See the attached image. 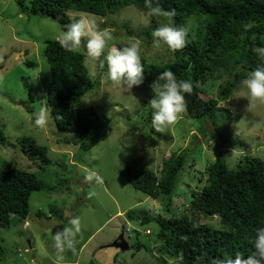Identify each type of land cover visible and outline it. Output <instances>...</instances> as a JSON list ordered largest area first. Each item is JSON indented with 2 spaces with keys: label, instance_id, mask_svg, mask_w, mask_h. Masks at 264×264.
<instances>
[{
  "label": "rangeland",
  "instance_id": "rangeland-1",
  "mask_svg": "<svg viewBox=\"0 0 264 264\" xmlns=\"http://www.w3.org/2000/svg\"><path fill=\"white\" fill-rule=\"evenodd\" d=\"M29 5L30 0H0V130L5 135L0 143V167L14 165L34 172L43 188L31 192L25 219L11 215L10 224L0 227L4 248L0 264H163L162 258L164 264H179L158 252V225L152 219L143 224L141 217L196 215L201 222L222 228L219 216L200 213L190 204L192 192L205 184L206 167L218 158L229 167H235L246 155L264 161V101L249 103L248 92L240 83L229 98L218 101L212 117L194 118L184 110L164 132H151L143 104L152 96V88L138 86L128 92L108 81L82 44L80 51L95 85L78 107L94 106L108 128L94 145L82 151L79 134L58 130L52 117L47 127L34 123L33 113L39 106L49 111L46 89L50 71L42 51L46 41L58 39L63 29L49 16L28 13L24 8ZM68 15L71 19L84 15L95 20L99 28L109 29L113 39L108 47L138 44L142 62L164 63L173 58L172 49L157 47L151 36L140 33L150 28V15L133 4L104 17L74 10ZM156 23L155 28L170 22ZM185 27L195 29L196 21L189 19ZM25 60L34 65H26ZM232 68L209 76L200 97L216 98L219 87L233 79ZM22 76L29 77L38 89L32 102ZM226 111L228 118L222 115ZM21 136H30L45 146L50 163L42 168L38 160L25 156L18 143ZM173 151H185L187 163L168 205L161 197L136 190L119 173L133 162L159 173L162 160ZM128 211L134 219L128 218ZM77 216L81 231L73 242L74 250L66 249L61 259L50 238ZM121 233L127 249L112 245ZM138 243L144 247L136 249Z\"/></svg>",
  "mask_w": 264,
  "mask_h": 264
},
{
  "label": "trees",
  "instance_id": "trees-1",
  "mask_svg": "<svg viewBox=\"0 0 264 264\" xmlns=\"http://www.w3.org/2000/svg\"><path fill=\"white\" fill-rule=\"evenodd\" d=\"M19 4L23 7L21 1ZM130 4L147 13L157 4L164 12L174 10L172 17L163 12L151 15L150 28L140 31L147 37L159 20L178 27H185L191 18L196 21L195 29L188 30L185 46L172 50L171 60L142 62L145 79L140 85L151 87L159 75L168 70L178 80L191 81L193 90L185 94V111L191 117H212L218 101L229 98L250 71L264 64L256 51L264 47V0H30V5L24 9L33 15L51 17L64 30L71 22L70 10L104 17ZM42 55L50 71L46 103L54 124L58 130L79 134L80 149L87 150L108 128L107 121L101 119L94 106L78 107L83 95L95 85L94 76L86 67L85 55L80 50L66 51L58 39L47 40ZM24 63L34 65L30 60ZM229 67H233V79H227L219 87L216 98L202 99L200 94L208 77L219 69L228 71ZM98 69L106 72L107 66L101 69L98 61ZM20 79L32 102L38 89L29 77ZM153 97L152 90V96L143 104L147 107L145 121L150 124L152 109L148 103ZM29 110L32 111V107ZM227 113H222L223 117L228 118ZM4 140L5 135L0 130V143ZM18 143L24 155L38 160L42 168L50 163L46 147L34 138L21 136ZM186 163L185 151H173L162 160L159 173L138 162L125 165L119 173L136 190L152 198L161 197L168 205ZM206 173L205 184L199 191L192 192L190 204L200 213L219 216L222 228L201 222L196 215H143L140 219L143 224L151 219L157 223L158 252L175 258L179 264H214L217 258L234 257L238 252L245 256L252 254L256 229L264 226V161L261 158L246 155L235 167H229L218 158L207 165ZM42 188L43 183L34 172L14 165L0 167V227L10 224L11 215L25 219L31 192ZM127 216L134 219L131 211ZM141 247L144 246L140 243L135 246L136 249ZM3 251L0 243V255ZM161 262L164 264L166 260L162 258Z\"/></svg>",
  "mask_w": 264,
  "mask_h": 264
},
{
  "label": "clouds",
  "instance_id": "clouds-1",
  "mask_svg": "<svg viewBox=\"0 0 264 264\" xmlns=\"http://www.w3.org/2000/svg\"><path fill=\"white\" fill-rule=\"evenodd\" d=\"M162 12L169 17L174 16V10L164 12L159 4L150 7L148 15H160ZM187 36L186 27H178L171 23L163 24L151 32L155 46L164 45L172 50L182 49ZM112 39L113 35L109 29L99 28L95 20L84 15L73 17L58 36L60 46L69 52L80 50L83 44L88 58L99 61L101 69L107 66V71L103 72L102 76L123 87L125 91L131 92L134 87L142 85L145 79L139 45L131 43L122 47H108ZM256 51L264 59V47H259ZM241 84L248 92L249 103L264 101V64L250 71ZM151 88L154 93V97L148 103L152 109L151 126L156 132L162 133L185 110V94L192 92L193 84L191 81L178 80L175 74L168 70L159 75L151 84ZM33 116L37 127L44 128L51 123V116L44 105L39 106ZM80 231L81 218L77 216L51 236L52 246L61 259L66 249L74 250L73 242ZM253 245L252 254L245 256L238 252L234 257L217 258L214 264H264V226L256 229Z\"/></svg>",
  "mask_w": 264,
  "mask_h": 264
},
{
  "label": "water",
  "instance_id": "water-1",
  "mask_svg": "<svg viewBox=\"0 0 264 264\" xmlns=\"http://www.w3.org/2000/svg\"><path fill=\"white\" fill-rule=\"evenodd\" d=\"M112 245L115 247H119L120 249H127L128 248V243L124 239L122 233L112 242Z\"/></svg>",
  "mask_w": 264,
  "mask_h": 264
}]
</instances>
